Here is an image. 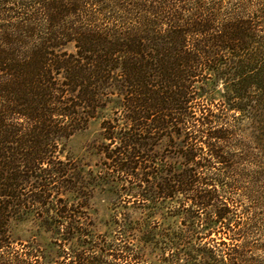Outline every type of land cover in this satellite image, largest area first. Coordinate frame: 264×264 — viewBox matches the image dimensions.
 <instances>
[{
  "label": "trees",
  "instance_id": "trees-1",
  "mask_svg": "<svg viewBox=\"0 0 264 264\" xmlns=\"http://www.w3.org/2000/svg\"><path fill=\"white\" fill-rule=\"evenodd\" d=\"M113 98L97 178L145 216L107 236L55 196L86 199L63 147ZM246 200L264 206V0H0V264H264ZM167 201L175 230L145 212ZM35 208L48 250L11 237Z\"/></svg>",
  "mask_w": 264,
  "mask_h": 264
},
{
  "label": "rangeland",
  "instance_id": "rangeland-1",
  "mask_svg": "<svg viewBox=\"0 0 264 264\" xmlns=\"http://www.w3.org/2000/svg\"><path fill=\"white\" fill-rule=\"evenodd\" d=\"M67 50L70 52L74 51L73 45H69ZM118 109L117 98H113V101L106 108L100 110L85 128L76 131L65 142L63 147L64 151L61 159L64 161L70 160L79 168L78 179L81 181L82 186L86 185V199L66 191L55 196V198L61 196L63 202L68 204L82 203L84 201L87 222L91 221L93 225L92 232L107 236L115 233L117 229L116 222H119L120 219L122 220L124 217L134 219L145 216L141 209L134 208L131 203H125L135 202V198L128 199L130 196H126L130 191L128 188L123 189L117 187V183L105 182L103 179L97 178V176L105 177L101 173L104 157L99 150L105 141L102 123L105 119L112 118L114 112ZM166 158L168 161H172V157L169 155ZM93 178H97L98 183ZM93 181L95 184L90 185V182ZM50 202H55V200L53 199ZM241 203L244 206H253L252 213H264V206L262 205L255 206L256 204L250 200ZM174 204L175 202H162L161 205L154 208L151 212L148 210L145 212L148 213L151 220H157L162 228L171 227L172 230H175L179 225V218L168 213ZM39 211L35 208V210L25 212L18 219L13 220L10 223V233L12 240L16 243L38 244L48 250L52 236L42 227V217ZM43 216L45 217L44 214ZM74 241L75 243L77 242L76 239ZM144 254L147 259L154 260L157 255H160V249L147 248L144 250Z\"/></svg>",
  "mask_w": 264,
  "mask_h": 264
}]
</instances>
